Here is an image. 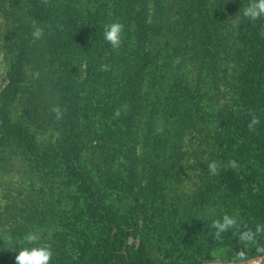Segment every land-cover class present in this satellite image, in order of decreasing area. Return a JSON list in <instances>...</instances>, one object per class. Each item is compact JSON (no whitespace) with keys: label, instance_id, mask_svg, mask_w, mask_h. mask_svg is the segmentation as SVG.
<instances>
[{"label":"trees","instance_id":"16d2710c","mask_svg":"<svg viewBox=\"0 0 264 264\" xmlns=\"http://www.w3.org/2000/svg\"><path fill=\"white\" fill-rule=\"evenodd\" d=\"M30 1L31 15L36 24L51 25L52 28H45L44 38L36 41H33L31 36L32 28L21 30L25 34L19 42L25 47V53L11 73L8 85L0 94V141L19 142L42 166L51 167L59 163L75 179L83 195L89 196L93 188L92 178L79 166L78 158L85 149L96 148L93 141L96 143H98L96 139L103 141L104 136L97 137L95 133L88 137L90 132L84 129L83 142L77 139L66 140L64 143L42 149L26 129L8 123L6 108L19 92L21 83L26 78L33 79L34 73L39 72V79L34 78L36 87L27 90L26 97H23L24 110L33 124L38 128H46L54 123L56 118L51 109L57 105L63 110L71 103L70 112L67 109L64 117L74 116L76 102L75 99L72 102L70 99L74 97L75 92L73 79L78 75L80 68L77 64H71L70 60L78 58L86 66L83 83L87 84L86 88L91 92L90 97L102 106L100 109L104 112L103 128L112 130L107 123L109 119H105L109 115L110 105L121 109L120 122L133 126L143 107L141 104L145 101L142 94L147 64L144 46L148 39L149 7L152 0H116L112 10H109L105 1L95 0L98 7L87 10L86 22L73 8L69 9L71 12L68 11L64 21L63 18L61 21L58 20L53 13V8L58 3L62 5V1H66L70 5L72 0H51L50 6L42 5L40 0ZM175 1L177 4L171 26L172 51L175 58L179 57L182 61L185 59L190 65L210 62L212 58L215 60L213 49L221 48L224 40H228L223 37L225 36L231 38V41L245 45L249 51V59L238 78L241 93L239 99L244 106L241 113L228 109L229 104L233 107L232 103L227 102L230 101L228 98L233 99L232 88H235L233 81L232 84L226 81L223 90L216 89L213 97L216 98L214 103L219 108L217 112L205 111L203 108L207 101L205 94L198 91L196 96H192L196 98L195 110H190L194 123L186 122L185 130L180 134L181 141L185 140L186 143L175 147L174 157H168V161L166 160L173 176L170 182L173 187H178L180 182L195 180L194 184H205L212 188L209 180L214 179V198L218 197L222 205L226 204L231 212L243 208L241 224H247L254 229L257 224L264 225V173L258 174L252 165L254 148L264 138V19L258 20L255 25L249 20L246 26L250 32L245 31L239 38L229 37L230 27L220 23L217 18L220 17L219 10L222 5L236 7L234 2ZM237 10H241V5L233 8V11ZM114 20L125 24L126 40L118 52L114 51L103 38L104 26ZM246 20L247 18L241 23L242 27ZM58 24L63 25L62 30L56 27ZM50 31L54 34V39L51 37L52 34H49ZM129 47H132L131 55L128 54ZM102 64H108L110 70L101 71ZM27 67L29 72L24 70ZM30 72L32 74H29ZM249 113H254L260 120L255 132H249L247 128L251 119ZM198 125H207L215 132L207 136L205 129H197ZM191 131H194L196 136L191 134V137L186 138V134ZM129 139L130 142L133 141L131 136ZM130 148L131 146L126 151L132 152L129 151ZM229 159L237 160L240 168L238 170L222 168L218 176L208 173V162L217 160L226 163ZM130 161L132 172L135 165L132 164L134 162L132 159ZM136 185L135 193L133 180L129 187L134 199L139 200L145 195L146 187L140 183ZM45 197L41 193H28L21 197L19 194L13 196L8 192L5 195L6 203L0 206V231L4 233L7 230H21L33 222L39 224L50 222L53 225L55 221L58 222V227H61L63 221L64 226L69 227L72 233L81 234L82 238L78 240L81 252L77 259H73L70 253L68 255L63 241L59 240L62 231L56 228L51 235L57 240L53 247L55 255L51 264H153L147 257L130 249L128 240L132 228L126 222H119L107 214L99 199L92 198L91 202L88 201L90 203L88 207L92 208L91 216L101 224V230L96 234L92 229L91 225H94L92 222H85L77 213L69 216L59 208V205L53 204ZM187 230L189 234L186 245L189 247L193 246L192 241H195L197 231L194 224ZM100 240L105 244L99 250L95 245ZM259 243L264 246V236L259 238ZM19 251L20 247L16 246L12 251L11 246L0 240V264H16L15 257ZM246 255L249 261L257 258L255 247L246 250Z\"/></svg>","mask_w":264,"mask_h":264},{"label":"rangeland","instance_id":"374dc122","mask_svg":"<svg viewBox=\"0 0 264 264\" xmlns=\"http://www.w3.org/2000/svg\"><path fill=\"white\" fill-rule=\"evenodd\" d=\"M103 1L109 10H112L116 0ZM245 1L247 3L236 0L229 2H234L236 7L241 5L242 10L249 2ZM176 4L175 0H152L150 4L148 39L144 46L147 64L142 94L145 101L141 104L143 107L133 126L120 122V117L114 119V112L118 107L110 105L109 115L105 119H109L107 123L112 130L103 128L104 112L100 109L102 106L90 97L91 92L87 90V84L83 83L86 66L78 58L70 60L71 64H77L80 68L78 75L73 79L75 92L74 97L70 99L71 102L73 99L76 102L74 116L65 115L64 119H56L46 128H38L23 107V97H26L27 90L36 87V81L28 76L29 78L21 83L19 92L6 108L8 123L26 129L40 148L46 149L66 140L77 139L83 142L84 129L90 132L88 137L96 133L97 137L103 135L105 139H96L98 143L93 141V145L97 147L85 149L78 158L79 166L92 178L93 188L89 196L83 195L75 179L59 163L51 167L42 166L19 142L1 140L0 206L6 203L5 195L8 192L13 196L19 194L21 197L28 193H41L46 196L45 199L48 198L53 204L59 205L69 216L77 213L85 222H92V229L99 234L101 224L91 216L92 208L88 207L92 198H96L101 201L107 214L130 225V249L147 257L153 264H209L211 259L218 261V264H237L236 254L243 247L238 240L239 232L230 230L224 233L223 243L219 244L212 239L214 229L210 225L212 221L221 219L224 214L237 215L243 223V208L231 212L226 204L222 205L218 197L214 198L212 178L209 180L212 188L205 184H194L195 180L183 181L178 187H173L170 182L173 176L167 167V159L174 157L175 147L186 143L185 140L181 141L180 134L184 132L186 122L194 123L190 110H195L196 98L192 96H196V92L206 95L207 101L203 108L214 113L219 109L214 103L216 98L213 97L216 89L223 90L226 81L231 84L233 81V99L228 98L230 101H227L232 103L233 107L229 104L228 109L239 113L244 110L243 102L239 99L241 93L238 78L241 69L248 62L249 51L245 45L223 36L228 40H224L221 48L213 49L215 60L212 58L210 62L190 65L183 59L175 65L171 26ZM91 7H98L95 0H72L70 5L62 1V5L58 3L53 8V13L58 20L63 18L64 21L68 11L71 12L69 9L73 8L86 22L85 15ZM236 7L222 5L219 10L220 17L217 19L230 27L229 37L239 38L242 33L250 30H247L246 26L249 20L241 26L246 17L241 10L233 11ZM31 12L30 0H0V94L8 85L18 61L23 59L25 47L19 40L25 34L21 30L32 28L35 22ZM234 23L239 27L234 26ZM51 37L54 39V34ZM131 48L128 49L130 55ZM130 58L131 56L128 59ZM24 70L29 72L28 67ZM67 109L70 112L71 103ZM158 127H162V131L157 132ZM199 128L205 129L207 136L215 132L207 125H198L197 129ZM193 132L187 133L186 138L196 136ZM130 136L133 138L131 142ZM129 146V151L132 152L126 151ZM254 150L252 165L258 174L263 175L264 138L261 143L256 144ZM122 157L126 163L120 162ZM131 159L135 165L132 172V165L129 163ZM132 180L133 193L136 192V183L146 187L145 195L139 200H135L131 194L129 186ZM196 209L198 211L195 212ZM192 224L196 227L197 236L195 241H192L193 246L187 247V229ZM58 226L55 221L53 225L50 222H33L21 230H7L4 233L19 238L29 231H37L41 242H49L54 247L57 240L51 235L57 228L62 231L63 236L60 235L59 240H62L65 249L67 248L66 253H70L73 259L79 258L81 251L78 240L82 238L81 234L72 233L69 227L64 226L63 221L61 227ZM0 240H3L2 236ZM104 244L103 240H100L95 247L100 250ZM250 248L251 246L244 248L245 252Z\"/></svg>","mask_w":264,"mask_h":264},{"label":"clouds","instance_id":"9594fccd","mask_svg":"<svg viewBox=\"0 0 264 264\" xmlns=\"http://www.w3.org/2000/svg\"><path fill=\"white\" fill-rule=\"evenodd\" d=\"M44 6H50L51 0H40ZM243 16L248 20H251L253 25L258 20L264 19V0H249L247 5H244L241 10ZM234 26L239 27L234 23ZM59 29H63L62 24L56 26ZM33 31L31 36L33 41L41 40L45 36V28L51 29V25L39 26L35 22L32 24ZM49 34H52L51 31ZM104 40L111 46L114 51H119L125 43L126 33L125 24L119 20L110 21L104 26L103 32ZM180 58L177 57L173 61L175 65L180 63ZM101 71H109L110 66L108 64H102ZM40 73H34V78L39 79ZM51 111L55 114L57 120H62L67 109H61L58 105L54 106ZM251 119L247 125L249 132H255L256 126L260 123L259 117L254 113H249ZM121 116V109H116L114 112V119ZM162 131V127L157 128V132ZM121 163H126L121 158ZM238 170L240 164L235 159H229L226 163L212 160L207 163V171L212 176H218L221 169ZM210 227L214 229L212 239L219 243H223V234L230 230H236L239 232L238 240L243 247L236 254L237 264H264V246L259 243V238L264 236V225L257 224L255 228L249 227L247 224H241L237 215L224 214L221 219L212 221ZM243 229V230H241ZM0 236L3 237L4 243L12 247V251L16 246H20V251L15 257L16 264H51L54 258L55 252L49 242H41L40 234L37 231H29L22 237L14 238L10 233L6 234L0 232ZM255 247L257 258L253 261H249L244 248ZM209 264H218L215 259L209 260Z\"/></svg>","mask_w":264,"mask_h":264}]
</instances>
